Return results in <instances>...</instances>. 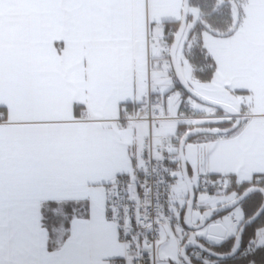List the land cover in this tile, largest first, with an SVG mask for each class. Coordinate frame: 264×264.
<instances>
[{
	"label": "snow or ice",
	"instance_id": "snow-or-ice-1",
	"mask_svg": "<svg viewBox=\"0 0 264 264\" xmlns=\"http://www.w3.org/2000/svg\"><path fill=\"white\" fill-rule=\"evenodd\" d=\"M133 3L0 0V264H264V122L257 129L243 117L253 104L264 107V21L247 54L258 83L232 88L248 104L218 106L227 119L207 112L177 125L179 159L173 149L149 156L131 143L135 102L120 99ZM249 8L264 9V0ZM240 11L225 37L200 26L197 59L211 68L194 84L205 95H222L237 79L236 56L246 55L245 31L256 19ZM194 17L218 21L214 0H189L186 20ZM188 27L170 39L186 46L195 31ZM173 89L182 90L177 115L187 100L199 107L193 84ZM99 104H114L116 115H88ZM149 165L163 173L155 181L165 185L163 205L158 191L152 196Z\"/></svg>",
	"mask_w": 264,
	"mask_h": 264
},
{
	"label": "crops",
	"instance_id": "crops-1",
	"mask_svg": "<svg viewBox=\"0 0 264 264\" xmlns=\"http://www.w3.org/2000/svg\"><path fill=\"white\" fill-rule=\"evenodd\" d=\"M253 0H240L236 2L237 6L234 7V17L238 15V9L241 11L239 15L241 18L246 13L255 16V21L248 23L242 42V50L246 54L241 57L239 54L235 60V75L237 79L233 84H230L229 88L224 91L222 95L209 94L205 95L204 90L195 87V80L192 78V70L187 60L182 58L181 65L185 78L190 84H193V88L201 95L235 108H240L241 104H248V94L242 92H233L232 88H246L251 86L254 82L258 83V66L254 62V58L250 55L257 49L260 39V22L264 21V9L252 10L249 8ZM184 0H134L133 5L126 11L127 27H128V45L130 52V63L128 66V83L124 95L120 99H127L138 103L148 93V82L151 81L153 85V92L159 95L160 92L165 90V87L171 80L166 72L155 71L151 74L148 73V55L157 56L162 49L167 46V24H174L177 21H181L183 14ZM168 32V31H167ZM187 33V32H186ZM207 42L212 47H217L220 43L215 41L211 36L207 37ZM227 43V42H225ZM180 50V49H179ZM235 51V50H233ZM179 52V51H178ZM178 58V55H177ZM179 62V61H178ZM168 82V83H167ZM158 85H162L158 90ZM167 88V87H166ZM243 97V99H241ZM180 102H172L166 104V112L170 115L171 112L177 109ZM190 105L189 103H185ZM191 106V105H190ZM197 113L206 115V110H196ZM251 113L255 116L252 120L253 128H259L260 124L264 122V107H258L255 104L247 107L244 111ZM215 116L218 114L216 112ZM88 115L92 117H114L116 115V108L114 104H99L97 109L90 110ZM94 123H112L109 120L95 119ZM169 123V122H165ZM162 125L158 133L171 134L178 130H172V126ZM177 125H181L178 123ZM134 130L131 143L136 146L137 152L143 150L144 142L147 137L148 128L145 123H138L131 125ZM170 127V128H168ZM165 128V132H161Z\"/></svg>",
	"mask_w": 264,
	"mask_h": 264
},
{
	"label": "built area",
	"instance_id": "built-area-1",
	"mask_svg": "<svg viewBox=\"0 0 264 264\" xmlns=\"http://www.w3.org/2000/svg\"><path fill=\"white\" fill-rule=\"evenodd\" d=\"M173 33L174 31L170 29L167 34L168 37H171ZM155 71L166 72L171 76L174 75L169 47H164L157 56L148 55V73L151 74ZM175 83V81H172L169 84V91L167 92L168 98L166 99V93L160 96L155 95L153 92L154 84L149 81L147 95L144 96L140 102L134 103L130 106L132 115L128 123L131 125L145 123L147 125L148 132L144 142L143 150H146L149 156H162L168 152V149H173L172 158H180V144H178L176 141L183 139L184 129L179 128L176 132L171 134L158 133L165 122H179L183 125L186 121H191L194 117L210 118L199 116L191 106H184L179 115L176 113L169 115L166 112L165 104L173 102L174 99L182 96V90H180V94H178L177 91L173 89V84ZM161 86L162 85L157 84L158 90L161 88ZM216 117L224 119L228 118L227 116ZM243 117H247L250 122H252V120L255 118L253 114L247 112L243 113ZM164 163H167V160H165ZM152 169L153 165H149L152 196L155 197L158 191L160 197L159 204L163 205L165 203V185H157L155 183L158 176L163 175V173H161L159 169H156L155 171ZM155 203L156 202L154 201V205ZM153 210L158 211L159 209L155 208L154 206Z\"/></svg>",
	"mask_w": 264,
	"mask_h": 264
},
{
	"label": "trees",
	"instance_id": "trees-1",
	"mask_svg": "<svg viewBox=\"0 0 264 264\" xmlns=\"http://www.w3.org/2000/svg\"><path fill=\"white\" fill-rule=\"evenodd\" d=\"M237 6L234 0H214V7L217 11L218 21H212L209 26L208 21L202 19L197 22L194 26L195 31L192 32L191 38L187 40V45L183 46L184 41L182 40L181 45L183 46L182 56L188 61L191 70L192 78L197 81L198 79H203V74L211 68V64L200 62L197 59V54H204L203 45L201 43L202 36L200 34V26L204 25L212 33H219L221 37H225L231 31L233 27L236 26V18L234 17V7ZM192 20H189V23ZM180 22H175L174 24H167L166 29H172L174 32L178 30ZM189 25V24H188ZM187 34L185 33L184 36ZM173 40L168 38L167 45L170 47ZM181 68V65H180ZM177 80L176 77H173ZM218 114H224L223 112L217 110ZM183 128V127H180Z\"/></svg>",
	"mask_w": 264,
	"mask_h": 264
},
{
	"label": "water",
	"instance_id": "water-1",
	"mask_svg": "<svg viewBox=\"0 0 264 264\" xmlns=\"http://www.w3.org/2000/svg\"><path fill=\"white\" fill-rule=\"evenodd\" d=\"M188 3H189V0H184L182 19H181L180 25L178 27V30L181 31L182 37L185 35V32H186L187 27H188V23H189V20H186V9L188 7ZM182 40H183V38L179 42L173 40V42L170 46L171 61H172V66H173L174 74H175L177 81H183L186 84H190L187 81V79L185 78L184 73L182 72V70L180 68L178 58H177L178 51H179ZM193 90L195 92H197L194 88H193ZM199 103L213 107L216 110H218V106H219V107L226 109L227 111H239L237 108H235L231 105L209 99L203 95H201ZM180 147H181V145H180ZM180 147H179V154H180Z\"/></svg>",
	"mask_w": 264,
	"mask_h": 264
},
{
	"label": "rangeland",
	"instance_id": "rangeland-1",
	"mask_svg": "<svg viewBox=\"0 0 264 264\" xmlns=\"http://www.w3.org/2000/svg\"><path fill=\"white\" fill-rule=\"evenodd\" d=\"M234 1H236V2H240V0H234ZM201 20V18L200 17H194L193 19H192V22H190L189 24H191V25H193V27L195 26V24L197 23V22H199ZM190 29H189V27L187 28V33H188V31H189ZM186 33V34H187ZM181 48H182V45H181V47H180V50H179V52H178V61H179V63H181V61H182V58H183V56H182V51H181ZM182 64V63H181ZM180 64V65H181ZM181 69H184V66L183 65H181ZM168 76H170V75H168ZM171 82V80L169 81V83ZM168 83V82H167ZM181 98H182V96H179L178 98H176V99H174V101L173 102H180V100H181ZM186 103H189L190 105H191V107L193 106V105H195L197 102L195 101V100H187L186 101ZM193 109H196V110H206V111H209V112H216L217 113V110L215 109V108H213V107H210V106H207V105H203V104H201V103H199V107L198 108H194V107H192ZM238 110H240V108H238ZM173 112H171V114H175L176 113V110H174V108H173V110H172ZM167 124V125H166ZM177 124H178V122H169V123H165V125L166 126H172L173 128H172V130L173 131H175L174 129H177ZM168 128H170V127H168ZM161 132H165V128L163 129V130H161Z\"/></svg>",
	"mask_w": 264,
	"mask_h": 264
}]
</instances>
